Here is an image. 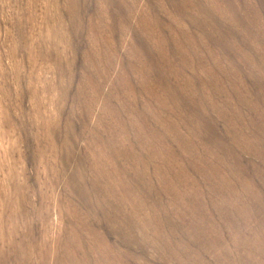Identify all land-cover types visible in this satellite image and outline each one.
Wrapping results in <instances>:
<instances>
[{
  "label": "rangeland",
  "instance_id": "1",
  "mask_svg": "<svg viewBox=\"0 0 264 264\" xmlns=\"http://www.w3.org/2000/svg\"><path fill=\"white\" fill-rule=\"evenodd\" d=\"M0 264H264V0H0Z\"/></svg>",
  "mask_w": 264,
  "mask_h": 264
}]
</instances>
